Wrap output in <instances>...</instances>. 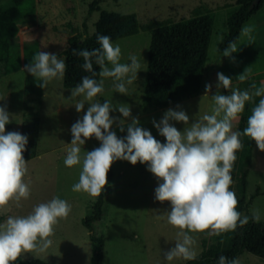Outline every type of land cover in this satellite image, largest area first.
I'll return each instance as SVG.
<instances>
[{"label":"rangeland","instance_id":"rangeland-1","mask_svg":"<svg viewBox=\"0 0 264 264\" xmlns=\"http://www.w3.org/2000/svg\"><path fill=\"white\" fill-rule=\"evenodd\" d=\"M8 0H0V8L7 6ZM97 1L94 11L88 15L92 2ZM236 9L234 0H25L21 6L22 18L17 22L16 40L4 44V56H10L15 69L0 78V106L10 113V129L26 135L28 142L25 148L34 150L35 156L26 160L28 171L24 177L30 186V196L21 199L17 207L10 201L6 209H0L1 222L8 216H27L34 206L50 201L53 197L66 200L71 211L66 219H59L54 226V235L50 237L52 245L43 253H22V261L40 260L48 264H90L92 242L90 232L83 226L82 220L90 212V206L97 197L86 192H73L72 186L78 182L82 164L66 167L64 159L66 150L72 140L70 132L72 124L81 119L89 107L85 102L84 109L77 112L74 100L70 98L71 89L63 86V79L51 80L46 88H41L40 95H28L25 92L27 79H35L31 74L23 72L24 65L32 61L40 52L57 54L64 57L68 39L76 36L79 40L92 34L95 23L102 11L135 14L143 25L156 21L160 25L169 26L195 17V11L213 16V31L206 53L200 91L195 96L175 103L164 109L145 113L142 107L145 81L153 31L140 30L137 34L112 42L121 48L120 63H130L128 57L135 55L141 64L137 79L126 85L128 95L118 93L114 89L112 78L104 79V92L94 99L103 102L110 100L113 107L127 104L131 116L122 117L118 110L110 111L111 117H119L126 121L125 131L121 132L118 121L114 122L111 131L117 137L127 135V124L131 118L139 120L140 127L149 130L152 136L165 142L152 121L159 122L168 109L183 110L189 116V123L204 114H210L215 94L217 73H223L232 80L231 88H221V94L230 95L238 88L237 70L243 72L250 68V75L257 71L264 72V25L254 23L264 16L258 13L248 25L253 28L252 39L242 37L237 42L238 51L229 57L217 52L222 40V33L227 30V13ZM253 22V23H252ZM236 56H242L236 65ZM240 66V69L237 67ZM111 67V65H109ZM263 85H264V73ZM130 75V74H129ZM100 79H102L100 77ZM211 84L209 93H205V85ZM77 100L83 97H77ZM37 120V129L33 130ZM179 131H183V122L170 121ZM236 131L238 118L233 122ZM83 138V137H82ZM95 137L86 140L81 146L84 151H91L100 146ZM113 177L109 194L104 199L100 220L93 223V232L104 240L103 264H183L185 260L177 258L167 261L164 253L175 246L180 229L167 223V212L171 210L169 201L160 202L155 199V188L162 181L147 169V163L137 162L135 165L127 160H115L111 164ZM246 204L252 215L259 210L260 222L264 223V151H260L254 143L251 164L246 178ZM196 241L195 250L198 256L203 250L202 240L207 246L213 242L214 236L207 231L190 233ZM239 264H264V260L248 252L238 257Z\"/></svg>","mask_w":264,"mask_h":264},{"label":"clouds","instance_id":"clouds-1","mask_svg":"<svg viewBox=\"0 0 264 264\" xmlns=\"http://www.w3.org/2000/svg\"><path fill=\"white\" fill-rule=\"evenodd\" d=\"M251 26L241 29V36L252 39ZM100 47L92 50L73 49V54L83 58L82 69L91 73L71 89L70 98L79 113L85 102L89 107L81 119L72 124V140L66 150L64 164L73 167L82 164L79 180L72 186L73 192H86L92 197L100 196L107 181V172L115 160H127L135 165L147 163V169L162 181L155 188V199L169 201L171 210L167 212V223L180 229L175 246L164 253L167 261L182 258L191 261L198 257L195 250L196 241L190 233L205 232L209 236L234 231L243 227L251 219L258 223L261 219L259 210L251 217L237 211L238 200L232 184L231 170L236 160V152L243 145L241 135L254 140L257 148L264 151V85L257 88L251 85L252 91L233 89L230 95L220 93V89H230L232 80L223 73H217L216 93L211 95L213 105L210 114H204L189 123L185 111L168 109L159 122L152 121L159 134L165 137L161 143L149 130L139 125L136 117L127 124V135L117 137L111 127L118 121L121 132L125 131L124 119L111 117L110 111L118 110L122 117L131 116L130 107L121 104L113 107L110 100L102 103L95 100L104 92V79L112 78L116 92L128 95L126 85L137 79L141 64L135 55H130V63H120L121 48L113 45L107 35L97 34ZM238 51L235 41L229 42L223 49V56L234 61L232 53ZM93 63L99 66V82L94 78L97 72ZM111 65V67H109ZM65 59L57 54L40 51L21 69L31 74L38 86L46 88L55 79H63L66 71ZM246 68L238 76L240 81L250 75ZM130 74V75H129ZM212 85H205V93L211 91ZM83 99L77 100V97ZM260 97L252 108L243 132L233 131V121L244 111L245 103ZM3 98V97H0ZM10 113L0 106V209H6L10 201L20 206L21 199L30 196V186L24 177L28 171L23 157L28 142L26 135L19 132L5 131L10 122ZM170 121L183 122L187 127L177 130ZM83 137V138H82ZM95 137L100 146L91 151H84L81 146L86 140ZM71 205L64 199L53 197L50 201L33 207L27 216H8L0 224V264H13L22 253L45 252L53 243L54 226L59 219H66ZM218 264H239L238 260H229L221 255Z\"/></svg>","mask_w":264,"mask_h":264},{"label":"trees","instance_id":"trees-1","mask_svg":"<svg viewBox=\"0 0 264 264\" xmlns=\"http://www.w3.org/2000/svg\"><path fill=\"white\" fill-rule=\"evenodd\" d=\"M25 0H8L7 6L0 8V78L12 72L15 67L10 56H4V44L7 41L16 40L18 33L17 22L22 18L21 6ZM236 9L230 12L226 18L227 32L217 46V52L223 53L229 42H237L240 30L244 24L255 15L263 6L264 0L254 3L255 0H234ZM97 1L89 6L90 15ZM195 17L175 23L169 26L160 25L151 21L141 25L135 14H119L102 11L95 23L92 34L79 40L76 36L68 39V46L64 51L67 65L63 77V86L67 89L74 88L85 75L91 73L82 69L83 58L73 54V49L92 50L100 47L97 42V34L107 35L111 42L137 34L140 30L153 31L151 52L147 69V77L142 99V107L145 113L164 109L175 103L183 101L190 96H195L200 91L203 76L204 63L208 49L210 34L213 25L212 15H205L195 11ZM93 69L97 72L94 77L100 81L98 75L99 66L93 63ZM263 74L249 76L243 82L238 83L241 91H252L251 85L257 88L263 85ZM39 81L27 79L25 92L28 95H40ZM260 97H253L245 103V108L238 116L236 131L243 132L247 126V119L251 115L252 108L258 103ZM10 126L5 125V131ZM37 129L36 124L33 130ZM243 147L236 152V160L231 170L232 184L230 190L234 191L238 200L237 211L242 216L251 214L246 204V178L251 164L252 149L255 141L247 136L240 137ZM35 156L34 150L25 148L23 157L28 160ZM113 177L110 166L107 172V181L104 190L90 206V212L83 220V226L90 232L92 242V254L90 264H103L104 240L93 232V223L100 220L104 199L109 194V187ZM3 217L0 216V224ZM203 250L194 260L185 261L183 264H218V258L223 255L229 260L238 259L243 252H248L264 260V223L253 222L243 227H237L234 231L224 232L214 236L213 242L207 246L206 240H202ZM13 264H48L40 260L22 261L18 258Z\"/></svg>","mask_w":264,"mask_h":264},{"label":"crops","instance_id":"crops-1","mask_svg":"<svg viewBox=\"0 0 264 264\" xmlns=\"http://www.w3.org/2000/svg\"><path fill=\"white\" fill-rule=\"evenodd\" d=\"M235 10V8L233 9V10H231V11H229L228 13H227V15L230 13V12H232V11H234ZM258 13H263L264 14V4H263V6H262V8L255 14V15H253L244 25H248L249 23H250V21H253V20H251V19H253V17H255ZM212 15V14H211ZM213 17V16H212ZM253 23V22H252ZM254 23L256 24V25H258V26H262V25H264V16H262L261 18H259V19H257V20H254ZM213 25H214V21H213ZM213 25H212V30H211V33H212V31H213ZM243 28V27H242ZM226 32H227V30H226ZM225 32V33H226ZM225 33H222V38H223V36H224V34ZM264 35V34H263ZM210 36H211V34H210ZM241 39V30H240V35H239V38H238V40H237V42L239 41ZM209 41H210V39H209ZM236 42V43H237ZM209 45V44H208ZM242 59V56H236V60H235V63H236V65L239 63V61L238 60H241ZM239 69H240V66H237ZM204 72V71H203ZM243 72H244V70H243ZM243 72H240V70H237V74H236V78H238V76L240 75V74H242ZM260 73H264L263 71H257L254 75H256V74H260ZM240 82V81H239Z\"/></svg>","mask_w":264,"mask_h":264},{"label":"water","instance_id":"water-1","mask_svg":"<svg viewBox=\"0 0 264 264\" xmlns=\"http://www.w3.org/2000/svg\"><path fill=\"white\" fill-rule=\"evenodd\" d=\"M260 0H255V2L254 3H258Z\"/></svg>","mask_w":264,"mask_h":264}]
</instances>
